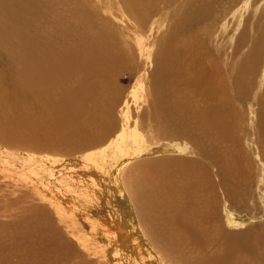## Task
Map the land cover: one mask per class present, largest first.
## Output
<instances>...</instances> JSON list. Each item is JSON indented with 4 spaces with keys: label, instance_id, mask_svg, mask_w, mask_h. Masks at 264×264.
Wrapping results in <instances>:
<instances>
[{
    "label": "bare ground",
    "instance_id": "bare-ground-1",
    "mask_svg": "<svg viewBox=\"0 0 264 264\" xmlns=\"http://www.w3.org/2000/svg\"><path fill=\"white\" fill-rule=\"evenodd\" d=\"M68 1L74 7L67 14L60 9L62 0L60 5L58 0H40L42 5L26 2L33 10L20 16L17 11L24 3L0 0V15L12 21L0 20V129L7 137H17L19 130L25 136L23 128L35 124V113L39 114L43 103L57 115L56 120L74 126L69 109L60 106V101H68L80 114L89 115L86 123L76 126L77 131L72 130L73 138L84 137L96 126L111 132L106 118L121 95L120 88H115L117 67L122 64L142 78L140 61L132 59L134 42L137 58L153 64L149 73L153 129L169 140L190 141L198 158L165 157L163 168L157 166L160 160L137 162L146 171H139L142 177L133 183V200L138 204L134 219H105L102 236L118 249L125 264H261L248 259L240 232L221 231L216 219H210L214 208L199 205L204 199L200 185L210 165L215 166L218 186L229 203L245 202L252 188V155L263 171L264 17L250 21L253 35L243 30L229 37L216 27L225 26L227 16L234 15L238 0H185L182 11L172 13L170 30L157 33L167 18V8L174 7L177 0ZM222 1L232 5L231 10L219 8ZM262 11L258 12L264 14ZM117 14L125 24L114 22L112 17ZM215 37L222 42L214 40L216 45H210ZM71 81L75 86H70ZM54 90L59 91L60 101L55 100L56 94L53 98ZM89 103L93 106L87 108ZM123 123L113 138L115 143L126 134L128 122ZM137 137H133L135 143ZM137 149L129 157L143 154L141 146ZM185 149L177 143L168 151ZM98 154L85 156L82 167L92 174L100 172L96 174L105 179L107 168ZM118 170H112L106 179L113 186H119ZM225 210L226 224L242 223ZM43 246L47 248V244ZM31 247L36 248L33 240ZM25 251L33 254H13L18 257L15 264L58 261L37 254L36 249L25 247ZM104 252L103 248V259ZM3 260L4 256L0 262Z\"/></svg>",
    "mask_w": 264,
    "mask_h": 264
},
{
    "label": "rangeland",
    "instance_id": "rangeland-1",
    "mask_svg": "<svg viewBox=\"0 0 264 264\" xmlns=\"http://www.w3.org/2000/svg\"><path fill=\"white\" fill-rule=\"evenodd\" d=\"M16 1L24 3L17 11L20 16H24V11L27 9L33 10L32 5H42L39 3L40 0ZM58 1L60 5V0ZM62 1L63 6L60 7L62 12L67 14L70 9L72 11L74 7L72 2ZM184 1L177 0L174 7L167 8V18L162 22V27L156 30L157 33L164 29L170 30L173 25L172 13L177 10L182 11L181 5ZM238 1L234 5L236 7L227 5L224 1L222 4L219 3L221 6L218 5L219 8L231 10L230 7H233L232 10L236 11L234 15L227 16L225 22V26L233 30H228L219 24L216 27L218 33L221 30L224 34L232 35L233 33L235 36L244 30L248 36L254 34V31L251 33L249 28L252 30L251 26L254 25L251 23L254 19L256 22L257 18L264 17L263 13L258 12L264 9V0H240L239 3ZM26 2H31L32 5H27ZM118 17L119 14L115 18L112 17L113 20L115 19L114 22L117 25L125 24L126 21ZM0 20L12 22L4 15H0ZM127 20L130 22L129 19ZM15 28H17L16 25ZM151 38L152 36L149 40ZM220 38L215 37L210 40L211 42L209 41V44L215 46V41L220 44L222 42ZM130 49H133L132 59L135 61L133 62L140 61V68L143 70L140 71L142 78L140 74H131L122 64L117 67L114 73L115 88H120L121 95L108 114L112 118L108 116L106 118L107 122L111 123V132L105 129V126H96L92 131L84 134L85 139L83 136L77 137L78 140L73 138L70 135L71 132L77 131L76 126L80 123H86L89 115L85 112L80 114L74 105L70 103L68 105V101L61 102L59 98L61 95L57 90L53 91L52 96L55 99L54 94H56L55 100L60 101V106L64 104V109H69L67 111H70L75 118L74 126L56 120L57 115L53 114L47 106L44 107L45 103H43L44 105L39 106L41 108L39 114L35 113L37 116L35 124L21 127H24L27 133L25 136L19 130L17 137H7L0 129V258L4 256L0 264H15L18 260L16 255L33 254L25 251V247L26 250L36 249L37 254L51 256V259L57 257L56 264H97L98 260H108L107 264H125V260H120L118 249L102 236L101 226L109 218L128 221L134 219V209L138 207V204L133 200V183L142 177L140 172L146 171L145 166H140L141 161L160 160L161 164L157 166L163 168L162 161L165 162V157L167 159L170 157L198 158L190 141L169 140L153 129L150 119L153 97L150 94L151 77L149 76L153 64L147 65L144 58L141 60L137 58L140 56L135 50L134 42ZM73 82L71 81L70 86H75L73 84L76 82ZM97 100L102 101L99 98ZM90 105L93 106V103H89L87 108ZM123 122H128V128L126 134L122 139L117 140L115 146L113 138L120 132V126L125 124ZM134 136H138L137 143L133 141ZM104 138L106 139L101 142ZM177 143L183 145L186 148L185 151L169 152L168 149L174 148ZM138 146L143 148V154L129 157L135 154ZM91 153H99L100 161L107 168V174H105L107 178L112 170L119 169L117 172L120 179L119 186L109 184L107 178L104 179L100 174L99 177L96 172H100L96 171L92 174V171L82 167L85 156ZM251 157L253 185L251 190L247 191L245 202L241 200L229 203L225 199L223 190L218 186L217 170L215 166L210 165L200 185V195L202 194L201 197L204 199L202 200L199 196L203 204L199 207L214 208L210 219H216L215 222L220 224L217 228L226 233L240 232L246 242L250 262L259 261L264 264V168L262 171V164L256 163L253 155ZM94 175L99 179L94 180ZM231 205L234 206L231 207ZM159 207L162 206L159 205ZM225 207L242 222L240 225L226 224ZM248 217L252 219L246 220ZM32 240L36 248L31 247ZM45 244L47 248L43 246ZM103 248L106 255L104 259ZM165 261L171 262L168 258H165ZM50 264H54L53 260H50Z\"/></svg>",
    "mask_w": 264,
    "mask_h": 264
}]
</instances>
